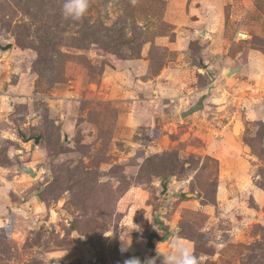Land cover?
Here are the masks:
<instances>
[{"label": "rangeland", "instance_id": "374dc122", "mask_svg": "<svg viewBox=\"0 0 264 264\" xmlns=\"http://www.w3.org/2000/svg\"><path fill=\"white\" fill-rule=\"evenodd\" d=\"M60 5L0 0V264H264V0Z\"/></svg>", "mask_w": 264, "mask_h": 264}, {"label": "clouds", "instance_id": "9594fccd", "mask_svg": "<svg viewBox=\"0 0 264 264\" xmlns=\"http://www.w3.org/2000/svg\"><path fill=\"white\" fill-rule=\"evenodd\" d=\"M132 3L135 4L136 0H132ZM90 5L91 0H61L60 13L65 19L80 21L85 17ZM129 238L131 239L130 233ZM121 240L123 242L121 251H126L131 243H128L127 238ZM158 259L160 264H199L198 258L179 239L171 241L170 250L167 252H160L157 249V255L147 258L144 264H157ZM125 264H141V261L133 257L126 260Z\"/></svg>", "mask_w": 264, "mask_h": 264}, {"label": "water", "instance_id": "95a60500", "mask_svg": "<svg viewBox=\"0 0 264 264\" xmlns=\"http://www.w3.org/2000/svg\"><path fill=\"white\" fill-rule=\"evenodd\" d=\"M205 32L206 31L204 30L203 33H205ZM0 47H2L1 44H0ZM239 69H240V66L230 70L227 73V75L230 76V75L236 73V71H238ZM204 106H205V96H202L199 99L198 103L193 108L184 111L182 113V116L186 117L187 115L194 114L197 111L202 110L204 108ZM29 139H34L35 142L38 143L41 140V136L40 135H34V136L30 137ZM22 170L27 172V173H30L33 177H35L38 174V172L36 170L32 169L31 167H23ZM163 185H164V190H166L168 184L166 182H164ZM149 246L151 247L150 254L156 255L155 246L151 241L149 243Z\"/></svg>", "mask_w": 264, "mask_h": 264}, {"label": "built area", "instance_id": "2783aa9c", "mask_svg": "<svg viewBox=\"0 0 264 264\" xmlns=\"http://www.w3.org/2000/svg\"><path fill=\"white\" fill-rule=\"evenodd\" d=\"M237 37H241L242 39H244V38L247 37V35H246L245 33L238 32L237 35H236V38H237ZM236 38H235V39H236ZM40 208H41V206H40Z\"/></svg>", "mask_w": 264, "mask_h": 264}, {"label": "crops", "instance_id": "0c3cea01", "mask_svg": "<svg viewBox=\"0 0 264 264\" xmlns=\"http://www.w3.org/2000/svg\"><path fill=\"white\" fill-rule=\"evenodd\" d=\"M206 31V30H205ZM206 34H207V31L205 32ZM242 67L243 66H240V68L242 69ZM230 70H232V69H229L227 72H229ZM178 81L180 82V81H182V79H178Z\"/></svg>", "mask_w": 264, "mask_h": 264}, {"label": "trees", "instance_id": "16d2710c", "mask_svg": "<svg viewBox=\"0 0 264 264\" xmlns=\"http://www.w3.org/2000/svg\"><path fill=\"white\" fill-rule=\"evenodd\" d=\"M169 232L166 233V236L163 238V240L168 236Z\"/></svg>", "mask_w": 264, "mask_h": 264}]
</instances>
